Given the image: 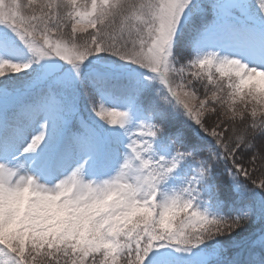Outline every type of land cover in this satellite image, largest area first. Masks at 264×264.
Listing matches in <instances>:
<instances>
[{"label": "snow or ice", "instance_id": "snow-or-ice-1", "mask_svg": "<svg viewBox=\"0 0 264 264\" xmlns=\"http://www.w3.org/2000/svg\"><path fill=\"white\" fill-rule=\"evenodd\" d=\"M0 264H264V0H0Z\"/></svg>", "mask_w": 264, "mask_h": 264}]
</instances>
